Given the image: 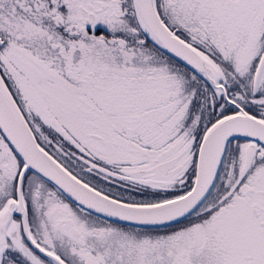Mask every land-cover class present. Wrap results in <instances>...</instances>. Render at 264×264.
<instances>
[{"label": "snow or ice", "instance_id": "1", "mask_svg": "<svg viewBox=\"0 0 264 264\" xmlns=\"http://www.w3.org/2000/svg\"><path fill=\"white\" fill-rule=\"evenodd\" d=\"M0 264H264V0H0Z\"/></svg>", "mask_w": 264, "mask_h": 264}]
</instances>
